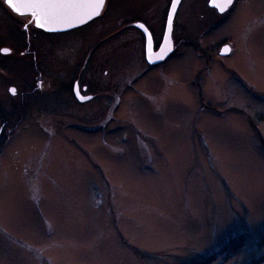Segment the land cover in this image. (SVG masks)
<instances>
[{
	"label": "rangeland",
	"instance_id": "rangeland-1",
	"mask_svg": "<svg viewBox=\"0 0 264 264\" xmlns=\"http://www.w3.org/2000/svg\"><path fill=\"white\" fill-rule=\"evenodd\" d=\"M181 11L180 38L202 48L181 41L110 115L31 111L13 125L0 149V264H193L236 234L249 244L213 264L264 256V0H237L211 25L199 7ZM113 42L116 59L125 45ZM5 93L7 108L18 102Z\"/></svg>",
	"mask_w": 264,
	"mask_h": 264
},
{
	"label": "flooded vegetation",
	"instance_id": "flooded-vegetation-1",
	"mask_svg": "<svg viewBox=\"0 0 264 264\" xmlns=\"http://www.w3.org/2000/svg\"><path fill=\"white\" fill-rule=\"evenodd\" d=\"M153 1L149 0V3ZM236 1L220 13L211 7V0H179L173 17V49L163 60L150 63L146 53L147 37H152L153 55L158 54L163 47L173 0H155V8L151 5L142 7L140 3L144 4V0H106L98 18L62 32H46L36 28L30 17H18L0 0V20L3 18L7 23V27H0V93L2 90L6 94L5 88H8V93L19 97L18 102L11 103V108H7L0 99V120L3 122L0 149L12 138L13 125L20 127L31 111L59 116L111 114L113 99L116 102L122 100L130 83L141 74L171 63L181 41L185 46L202 48V43L193 40L189 33L184 35L185 38H180L183 35L178 30L182 32L188 28L179 21L180 14L188 13H182L184 5L188 10L195 11L199 7L202 16L207 17L211 25L223 18ZM138 24H143L149 35L138 28ZM119 38L123 40L124 50L122 54L115 55L116 59H112L113 41ZM225 46L223 51H229L226 55L222 54L224 57L232 51L229 44ZM4 49L9 51L5 53ZM116 62L119 63L114 64ZM136 64H140L142 69L130 78L128 70ZM119 69H122L120 73ZM103 74L106 76L100 78ZM12 89H15V94ZM17 115L19 118L15 120ZM87 131L96 132L97 129Z\"/></svg>",
	"mask_w": 264,
	"mask_h": 264
},
{
	"label": "snow or ice",
	"instance_id": "snow-or-ice-1",
	"mask_svg": "<svg viewBox=\"0 0 264 264\" xmlns=\"http://www.w3.org/2000/svg\"><path fill=\"white\" fill-rule=\"evenodd\" d=\"M13 13L19 16L29 15L34 18L35 27L46 31H53L55 25L79 26L94 16L100 15L105 5V0H3ZM233 0H211V7L223 13L226 7H231ZM179 0H173L171 13L167 17L169 35L164 36V47L160 49L159 59H163L170 49V33L173 28V16L176 12ZM138 28L147 32L143 24ZM159 47V45H157ZM9 50L4 49L7 53ZM225 51H229L225 49ZM146 53L149 62H152L153 40L151 35L147 37ZM15 94V89H12Z\"/></svg>",
	"mask_w": 264,
	"mask_h": 264
},
{
	"label": "trees",
	"instance_id": "trees-1",
	"mask_svg": "<svg viewBox=\"0 0 264 264\" xmlns=\"http://www.w3.org/2000/svg\"><path fill=\"white\" fill-rule=\"evenodd\" d=\"M254 131L256 136L261 140L262 135H260V132H258L255 128ZM249 242L250 238L246 234H236L235 236L229 235L227 241L222 247L213 251L208 256L200 257L194 261L193 264H213L217 261L224 263V261H227L233 256L238 255L239 252L249 244ZM134 249L139 252L136 248ZM254 249L258 251L264 249V235L261 236L259 240H257ZM246 264H264V256L253 259Z\"/></svg>",
	"mask_w": 264,
	"mask_h": 264
},
{
	"label": "water",
	"instance_id": "water-1",
	"mask_svg": "<svg viewBox=\"0 0 264 264\" xmlns=\"http://www.w3.org/2000/svg\"><path fill=\"white\" fill-rule=\"evenodd\" d=\"M106 1V0H105ZM234 1L235 0H233V3H234ZM232 3V4H233ZM211 4V3H210ZM105 6V5H104ZM229 7H226V9H228ZM103 9H104V7L101 9V11H100V15L102 14V12H103ZM170 13H171V10H170ZM16 14V13H15ZM17 15V14H16ZM100 15H98V16H94L93 18H91V19H89L87 22H85V23H83L82 25H79V26H67V25H55L54 26V29L55 30H53V31H46V30H44L43 28H38V29H40V30H44V31H46V32H62V31H69V30H72V29H75V28H78V27H81V26H83V25H85V24H88L89 22H91V21H93L94 19H96V18H98ZM18 17H22V18H26V17H30L33 21H34V18H32L31 16H29V15H25V16H19V15H17ZM174 17V16H173ZM148 33V32H147ZM148 35H149V33H148ZM165 35H169V32H168V28H167V30H166V34ZM169 43H170V49H169V51L171 50V49H173V45H174V43H173V40H172V31H171V33H170V41H169ZM163 47H164V43H163ZM168 51V52H169ZM168 52L165 54V56L168 54ZM154 53V52H153ZM228 53V51H223V55H226ZM159 55H160V51H159V53L158 54H155V55H153L152 54V62H150V63H157L159 60H163L164 58H165V56H164V58L163 59H159Z\"/></svg>",
	"mask_w": 264,
	"mask_h": 264
}]
</instances>
